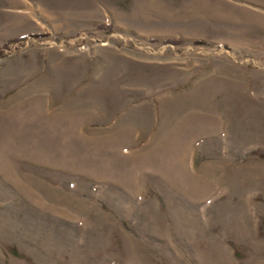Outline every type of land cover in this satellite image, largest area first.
Returning a JSON list of instances; mask_svg holds the SVG:
<instances>
[{"label": "rangeland", "instance_id": "rangeland-1", "mask_svg": "<svg viewBox=\"0 0 264 264\" xmlns=\"http://www.w3.org/2000/svg\"><path fill=\"white\" fill-rule=\"evenodd\" d=\"M0 264H264V0H0Z\"/></svg>", "mask_w": 264, "mask_h": 264}]
</instances>
